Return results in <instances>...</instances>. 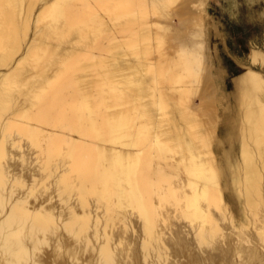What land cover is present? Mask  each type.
Returning a JSON list of instances; mask_svg holds the SVG:
<instances>
[{
  "label": "bare ground",
  "instance_id": "1",
  "mask_svg": "<svg viewBox=\"0 0 264 264\" xmlns=\"http://www.w3.org/2000/svg\"><path fill=\"white\" fill-rule=\"evenodd\" d=\"M208 8L0 0V264H264V46L228 86Z\"/></svg>",
  "mask_w": 264,
  "mask_h": 264
},
{
  "label": "rangeland",
  "instance_id": "2",
  "mask_svg": "<svg viewBox=\"0 0 264 264\" xmlns=\"http://www.w3.org/2000/svg\"><path fill=\"white\" fill-rule=\"evenodd\" d=\"M208 10L218 21L219 30L227 44V49H224L220 37H210L212 43H216L220 56L223 57L222 62L228 74L226 82L229 86L228 76L240 72V69L238 71L233 64L232 57L246 61L251 43L257 42L259 46H264V0H209Z\"/></svg>",
  "mask_w": 264,
  "mask_h": 264
},
{
  "label": "crops",
  "instance_id": "3",
  "mask_svg": "<svg viewBox=\"0 0 264 264\" xmlns=\"http://www.w3.org/2000/svg\"><path fill=\"white\" fill-rule=\"evenodd\" d=\"M255 43V42H254ZM257 43V42H256ZM259 45V43H257ZM262 47V46H261Z\"/></svg>",
  "mask_w": 264,
  "mask_h": 264
}]
</instances>
